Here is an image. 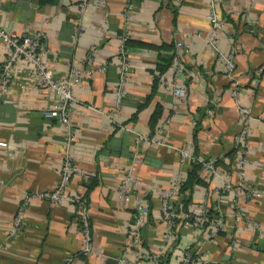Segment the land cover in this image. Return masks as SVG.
<instances>
[{"label": "crops", "instance_id": "crops-1", "mask_svg": "<svg viewBox=\"0 0 264 264\" xmlns=\"http://www.w3.org/2000/svg\"><path fill=\"white\" fill-rule=\"evenodd\" d=\"M131 1L126 13L125 0H88L82 13L78 0L0 3L2 27L19 36L43 33L45 58L55 77H65L73 64L88 70L105 63L104 71L82 77L72 88L77 101L69 108L68 125L42 114L60 96L36 86L24 62L13 64L0 90V140L7 143L0 146V264H120L121 257L125 264H182V254L194 248L199 249V264H264V0H217L225 24L216 45L221 50L235 47V81L224 74L205 41L207 0ZM77 22L82 26L78 36ZM122 33L144 43L170 42L174 54L158 74L154 50L126 53L124 93L116 103L112 89L118 81ZM4 56L0 40V59ZM176 59L182 71L177 82L187 88L183 100L159 81L160 76L171 78ZM129 128L148 135V141L135 142ZM236 135L241 136L237 144ZM186 144L200 161L214 163L213 172L200 171L203 184L191 188L186 212L210 208L224 227L213 232L207 224L173 218L175 235L166 245L165 221L152 186L167 188L183 177L190 161L181 160L178 149ZM240 150L246 163L239 170L233 157ZM64 152L80 173L71 177L65 192L86 202L87 253L71 202L32 198L23 204L25 193L55 186ZM124 174L134 183L130 195L119 198L117 184ZM226 181L260 196L234 197L220 189ZM137 199L149 210L140 228V257L126 250ZM20 205L22 224L16 228L11 221ZM237 210L258 227H235Z\"/></svg>", "mask_w": 264, "mask_h": 264}, {"label": "built area", "instance_id": "built-area-1", "mask_svg": "<svg viewBox=\"0 0 264 264\" xmlns=\"http://www.w3.org/2000/svg\"><path fill=\"white\" fill-rule=\"evenodd\" d=\"M3 0H0V3ZM88 0H78V10L79 13H82L87 8ZM132 7L131 0H125L123 8L125 13L128 12ZM205 18L208 22V29L205 32L204 38L207 45L213 51L215 59L218 63L222 65L224 70V74L231 80L235 81L233 77V71L235 69V47L231 46L227 50H221L216 45V35L220 29L225 24V20L223 17L219 15L217 10V0H207L206 1V12ZM82 32V26L80 22H77L75 25V35L78 36ZM198 34V33H197ZM126 33H122L120 35V43L118 47V57H119V75L118 81L114 88L112 89V93L116 103L120 101L121 96L124 93V84H125V74L128 68V60L127 55L122 50V42L126 38ZM0 40L3 43L5 56L0 59V90H4L10 76V70L13 67V64L17 61H22L25 64V71L27 76L32 82L38 86L43 88H50L55 93L60 96V99L55 104H52L50 107L44 109L42 114L46 118L53 119L59 123L64 125H68V111L70 106L75 103L77 100L73 96L71 90L73 87L77 86L82 77H91V75L96 71H104L105 63L96 64L94 67L88 70H81L77 65H71L70 70L67 75L63 78L55 77L52 73L51 68L47 64L45 54L47 52L46 39L43 33L40 31H35L29 34L17 35L15 32L4 28L0 25ZM176 44L182 46L184 49L187 48L186 43H182L181 41H176ZM172 75L170 79H164L162 76L159 77V81L161 84L166 86L171 95L176 97L179 100H183L187 93V88L184 84L177 82V75H181V65L176 59L171 65ZM235 83V82H234ZM235 85V84H234ZM232 96H236V87H232L231 90ZM241 112L246 115L248 111L246 109H242ZM130 131L134 133V141L135 142H146L148 141V135L134 131L129 128ZM241 136H234V142L240 140ZM6 142L0 140V146L5 147ZM181 160H189V161H197L201 162L202 168L204 171L213 172L214 164L213 160L211 161H200L197 157H195L193 153V147L191 144H186L182 148L178 149ZM243 150H240L236 156L233 157L238 169H242L244 164L246 163V159L242 154ZM255 162L257 165H261L260 162ZM76 165L69 155L68 152H64L61 158V163L59 166V177L55 184V186L45 192H36V193H25L23 195V204L26 203L29 199L37 198V199H45L50 202H58L60 200H66L71 202L74 206L75 210V218L80 227V231L82 233V237L84 240L83 252H89L88 243L90 240L89 233V222H88V212L86 202L82 197L78 196H69L66 194V186L70 181L71 177L74 175H79ZM82 177H86L87 174L82 173ZM181 181V177H177L174 183L167 188H160L158 186H152L153 194L159 200V214L160 219L165 221V232L162 236V241L168 245L169 241L174 237V229H173V218H179L183 224H194L197 226H203L207 224L211 227L213 232L220 230L224 227V222L221 218H208L205 215V212L201 213H175L173 210V201L178 196V187ZM134 183L133 179L129 174H124L119 183L117 184L116 193L119 198L129 196L130 195V184ZM221 190H225L230 192L234 197H248L252 198L259 197L260 193L255 191H250L247 188H244L241 184L236 186H231V184L226 181L220 188ZM22 204V205H23ZM20 205L17 207L11 224L13 227H19L22 224V212L23 206ZM134 213L132 215V222L127 227V235H128V244L126 245V250H133V254L135 257H140L143 254L140 253V228L145 220V216L148 214V207L144 204H140L139 200L135 201L133 206ZM233 224L237 228H244L246 226L251 229H256L258 224L255 220L248 218L244 215L242 210H237L234 215ZM213 232L209 234L213 235ZM165 245V246H166ZM199 249H189L184 252L181 256L182 264H199L200 256ZM144 257H148L144 254ZM120 264H125V258L121 257L119 260Z\"/></svg>", "mask_w": 264, "mask_h": 264}, {"label": "trees", "instance_id": "trees-1", "mask_svg": "<svg viewBox=\"0 0 264 264\" xmlns=\"http://www.w3.org/2000/svg\"><path fill=\"white\" fill-rule=\"evenodd\" d=\"M38 1L40 4H43L46 2H53L54 0H38ZM135 48H150L155 51V55L158 58V62L156 65V71L158 74L163 72L168 67V65L171 63V60L174 54L173 45L170 42L161 43V44L144 43L140 41H134L130 39L129 37H126L123 40L122 50L125 54ZM154 116L155 115H153V119H154ZM200 171H203L201 162L190 161L189 168L187 169L186 173L181 178V181L178 187L179 194L177 198L173 201V210L175 213H185L187 211L186 204L190 198V195L188 193L191 191V188L194 185L203 184V181L200 176ZM205 215L208 216V218L213 217V212H211L210 208H208L205 211ZM157 264H161V263L158 262Z\"/></svg>", "mask_w": 264, "mask_h": 264}]
</instances>
